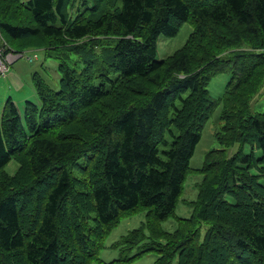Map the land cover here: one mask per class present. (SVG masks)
Here are the masks:
<instances>
[{"label":"trees","instance_id":"obj_1","mask_svg":"<svg viewBox=\"0 0 264 264\" xmlns=\"http://www.w3.org/2000/svg\"><path fill=\"white\" fill-rule=\"evenodd\" d=\"M82 1L68 19L74 0H0L3 37L41 49L59 75L56 88L33 78L39 105L21 112L9 97L0 109V264H108L105 238L138 212L120 262L153 252L152 264H264V111H252L264 88V0ZM185 22L187 41L157 60L159 35ZM221 73L214 98L207 86ZM218 105L220 147L192 168ZM194 172L196 198L180 216ZM88 233L94 251L81 246Z\"/></svg>","mask_w":264,"mask_h":264},{"label":"rangeland","instance_id":"obj_2","mask_svg":"<svg viewBox=\"0 0 264 264\" xmlns=\"http://www.w3.org/2000/svg\"><path fill=\"white\" fill-rule=\"evenodd\" d=\"M74 5L68 10V19L75 16V11L80 9L79 4H81L82 0H74ZM78 4V5H76ZM121 4L118 1V6ZM192 31V25L188 22H185L181 25L179 31L174 36H165L163 34L159 35L157 40V54L156 59L161 60L166 58L167 56L173 54L175 50L183 46V44L187 41L190 33ZM20 46L24 47L21 51L15 50ZM0 50L6 51V53L11 54L12 58L15 57L14 54L25 53L26 56H31L32 59L19 58L16 59L11 65V70L8 71L4 76H0V109L3 107L5 100L8 97V92L12 94L13 98L19 102L16 103L18 109L22 112L23 103L22 97H27L30 99L34 98V95L37 97L36 90L33 85V79L35 76H41L50 86L56 88L59 82V75L57 74L55 68V63L49 59L44 60V55L42 50L36 47H28L27 43H10L6 38L3 37L0 31ZM11 67V66H10ZM32 73V77L30 76ZM11 73H18L20 82L18 84L9 83ZM229 79L228 73H221L215 75L210 82L208 83V90L210 95L214 98H218L224 91L225 85ZM221 111V106H216L210 114V117L205 122L202 132L201 138L199 142L196 144L194 153L190 159L189 165L192 168H199L202 166L205 158V154L207 151L213 148H219L220 145L216 139L215 133L218 131L223 124L222 120L219 117ZM252 111L253 112H262L264 111V88L260 94L254 99L252 103ZM248 149H246L247 151ZM18 169V164L15 159H12L11 162L6 167V171L9 174H14ZM255 173H258L256 170ZM200 181V176L195 172L189 174L185 185L183 194L180 198V203L176 209V214L180 216H188L189 215V207L187 203L196 198L197 194V183ZM260 182L264 184V176L260 178ZM44 185V184H43ZM46 185V183H45ZM85 202L88 203L87 198ZM84 211V210H83ZM86 215V212L82 214ZM145 214L143 212H138L134 215L123 218L108 234L105 238L104 247L101 250L99 256L108 264H152L156 258V254L153 252L144 253L141 257H136L134 260L130 262H120L117 259L123 254V244H120L122 236H124L129 230L140 226L141 222L144 220ZM176 222L174 218H169L168 220L162 223V226L166 230H173L175 228ZM81 246L83 247L86 244V249L90 247V251H94L97 241L93 233L84 234L82 238ZM94 242V244H92ZM126 252V251H125ZM129 252V251H128ZM134 253H136L134 251ZM133 253V254H134ZM86 254V253H85ZM93 255L94 252H93ZM94 257V256H93ZM91 264H100L98 262H92Z\"/></svg>","mask_w":264,"mask_h":264},{"label":"built area","instance_id":"obj_3","mask_svg":"<svg viewBox=\"0 0 264 264\" xmlns=\"http://www.w3.org/2000/svg\"><path fill=\"white\" fill-rule=\"evenodd\" d=\"M15 57L12 58L11 54L6 53V51L0 50V76H4L9 70H10V66L11 64L19 58H24L26 57L28 60L32 59L31 56H26L25 53H18V54H14Z\"/></svg>","mask_w":264,"mask_h":264},{"label":"crops","instance_id":"obj_4","mask_svg":"<svg viewBox=\"0 0 264 264\" xmlns=\"http://www.w3.org/2000/svg\"><path fill=\"white\" fill-rule=\"evenodd\" d=\"M10 68H12V65H11V67ZM11 70V69H10ZM9 70V71H10ZM32 71H31V74H30V76L32 77ZM9 75H10V81H9V83H14V84H18L19 85V82H20V78H19V75H18V73H11V72H9ZM32 79H33V77H32ZM9 97H11L12 98V100H13V102L15 103H18L19 102V98H18V101H16V99H14L13 98V96H12V94H10L9 92H8V97L7 98H9ZM28 100H30V101H33V102H35L36 104H40V100H39V98H38V96L36 97L35 95H34V98L33 99H30V98H27V97H22V105H23V109H24V104H25V102L26 101H28ZM20 103V102H19Z\"/></svg>","mask_w":264,"mask_h":264}]
</instances>
